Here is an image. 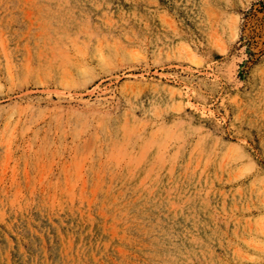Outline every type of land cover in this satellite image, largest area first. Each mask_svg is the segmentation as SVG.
Wrapping results in <instances>:
<instances>
[{"label": "rangeland", "instance_id": "1", "mask_svg": "<svg viewBox=\"0 0 264 264\" xmlns=\"http://www.w3.org/2000/svg\"><path fill=\"white\" fill-rule=\"evenodd\" d=\"M0 264H264V0H0Z\"/></svg>", "mask_w": 264, "mask_h": 264}, {"label": "bare ground", "instance_id": "2", "mask_svg": "<svg viewBox=\"0 0 264 264\" xmlns=\"http://www.w3.org/2000/svg\"><path fill=\"white\" fill-rule=\"evenodd\" d=\"M87 80V79H86Z\"/></svg>", "mask_w": 264, "mask_h": 264}]
</instances>
